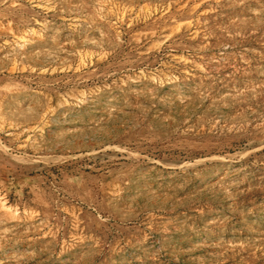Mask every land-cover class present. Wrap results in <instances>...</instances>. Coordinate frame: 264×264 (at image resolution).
Instances as JSON below:
<instances>
[{
    "label": "rangeland",
    "instance_id": "obj_1",
    "mask_svg": "<svg viewBox=\"0 0 264 264\" xmlns=\"http://www.w3.org/2000/svg\"><path fill=\"white\" fill-rule=\"evenodd\" d=\"M0 264H264V0H0Z\"/></svg>",
    "mask_w": 264,
    "mask_h": 264
}]
</instances>
